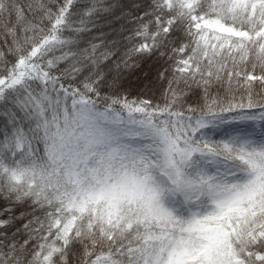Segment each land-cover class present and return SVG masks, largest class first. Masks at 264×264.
I'll use <instances>...</instances> for the list:
<instances>
[{"label":"snow or ice","instance_id":"6c2138e0","mask_svg":"<svg viewBox=\"0 0 264 264\" xmlns=\"http://www.w3.org/2000/svg\"><path fill=\"white\" fill-rule=\"evenodd\" d=\"M0 264H264V0H0Z\"/></svg>","mask_w":264,"mask_h":264},{"label":"trees","instance_id":"16d2710c","mask_svg":"<svg viewBox=\"0 0 264 264\" xmlns=\"http://www.w3.org/2000/svg\"><path fill=\"white\" fill-rule=\"evenodd\" d=\"M122 2L126 5H131L132 3L135 2V0H122Z\"/></svg>","mask_w":264,"mask_h":264}]
</instances>
